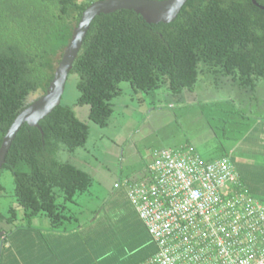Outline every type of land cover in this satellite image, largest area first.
Segmentation results:
<instances>
[{
	"label": "trees",
	"instance_id": "16d2710c",
	"mask_svg": "<svg viewBox=\"0 0 264 264\" xmlns=\"http://www.w3.org/2000/svg\"><path fill=\"white\" fill-rule=\"evenodd\" d=\"M92 1L0 0V144L16 115L28 105L27 96L36 90L45 93L72 28ZM255 1L264 8V0ZM200 65L232 78L240 87L253 88L264 78V9L251 0H186L169 23L148 24L124 9L94 17L70 70L78 75L75 104L86 105L88 119L104 127L121 81L135 92L148 94L166 84L179 94L196 84L204 70ZM38 125L40 130L21 125L0 171H11L13 195L25 217L43 214L53 228H59L73 217L67 204L89 188L91 177L52 154L84 147L89 126L61 102ZM58 193L60 203H56ZM18 229L4 231L0 240ZM94 238L90 241L94 262L112 257L113 239H105L104 246L95 244ZM149 242L153 250L148 247L131 264H140L156 252L150 236ZM55 255L45 259L53 262ZM30 259L26 256L24 261ZM6 262L11 261L0 264Z\"/></svg>",
	"mask_w": 264,
	"mask_h": 264
},
{
	"label": "rangeland",
	"instance_id": "374dc122",
	"mask_svg": "<svg viewBox=\"0 0 264 264\" xmlns=\"http://www.w3.org/2000/svg\"><path fill=\"white\" fill-rule=\"evenodd\" d=\"M205 70L199 73L191 89L179 94L172 93L166 84L148 94L134 93L128 82L121 81V92L112 100L113 114L104 127L88 119L86 105L75 104L78 75L71 71L67 76L60 102L72 109L76 107V117L88 124L90 132L83 148L74 153L59 149L52 157L71 163L73 154L81 152L87 164L80 168L90 175L91 184L75 202L67 204L68 213L73 217L64 225L101 216V221L90 222L89 227L99 229L93 240L95 244L113 239L109 243L115 251L112 263L131 264L143 256L148 247L154 248L129 198L121 197L118 193L123 189H114L113 183L144 168L151 162L155 148L191 147L202 159L234 151L241 190L264 202V142L246 138L257 119L264 121V78L258 79L253 88H243L230 77ZM41 95V91L36 90L25 101L30 104ZM138 98L142 100L139 102ZM0 184V232L19 228L15 234L7 235L4 242L0 240V262L24 261L27 252L38 250L49 259L54 252L51 237L56 234L55 228L43 214L25 217L23 208L16 204L9 169L0 171ZM61 201L58 193L56 203ZM11 213L14 219L10 218ZM106 224L108 228L102 231L99 227Z\"/></svg>",
	"mask_w": 264,
	"mask_h": 264
},
{
	"label": "built area",
	"instance_id": "2783aa9c",
	"mask_svg": "<svg viewBox=\"0 0 264 264\" xmlns=\"http://www.w3.org/2000/svg\"><path fill=\"white\" fill-rule=\"evenodd\" d=\"M228 157L155 148L147 177L124 180L156 246L140 264H264V202L241 190Z\"/></svg>",
	"mask_w": 264,
	"mask_h": 264
},
{
	"label": "water",
	"instance_id": "95a60500",
	"mask_svg": "<svg viewBox=\"0 0 264 264\" xmlns=\"http://www.w3.org/2000/svg\"><path fill=\"white\" fill-rule=\"evenodd\" d=\"M251 1L254 5L264 9L255 0ZM185 2L186 0H94L85 7L78 22L72 28L71 36L55 66L53 77L45 93L25 106L16 115L5 133L0 144V169L5 162L9 146L21 125L26 123L40 130L39 120L60 104L67 76L94 17L124 9L139 14L148 24L169 23L174 20ZM0 235L2 236L3 232H0Z\"/></svg>",
	"mask_w": 264,
	"mask_h": 264
},
{
	"label": "crops",
	"instance_id": "0c3cea01",
	"mask_svg": "<svg viewBox=\"0 0 264 264\" xmlns=\"http://www.w3.org/2000/svg\"><path fill=\"white\" fill-rule=\"evenodd\" d=\"M134 93H137V92L134 91ZM138 99H139L138 100L139 102L142 100V98H138ZM199 105H203V103H199ZM112 106H113V103H112ZM75 109L76 107L73 109L74 114H75ZM87 113H88V108H87ZM247 132H248V135L246 136V138H248L249 140H252L258 143L264 142V121L263 119L262 120L257 119L253 123L251 129H249ZM233 154H234V151H230L228 153H225L222 156L210 157L204 160L209 161V160H215L221 157H228L231 160V162L232 161L235 162L233 160ZM72 157L74 158V161L73 162L71 161L72 165L78 168L80 167L84 168V166H86L85 164H87V161L85 159V156L81 152H78L76 156H74L73 154ZM149 163H147L144 168H141L140 170L138 169L135 172H132L131 176L128 175V177H125L123 181L124 180H130V181L141 180L143 178H146L147 177V167ZM115 183H122V181L118 180V182H114L113 188H114ZM114 189H123L122 190L123 192L121 191L118 194H120L121 197H126L125 188L122 185ZM133 211L136 216L137 214H136L135 209ZM100 217L101 216L97 215V217L94 216V219H91L92 218L91 217V218L86 219V221H80L81 223L79 222L75 224L67 223L66 225L62 227L55 228L54 232H56V234H54L51 237V239L52 241H54V252L53 253L56 254L55 257L57 256L56 258L59 259V261H57L55 257H54L55 259L53 262L47 261V259H45L47 255L45 253L42 255L38 250L36 253L27 252L24 258L26 256L31 257L29 261L22 260V261H19V263L11 261V262H6L4 264H33V263L34 264H120V263H112L110 261L112 258L111 255H105L104 256L105 258L103 257L102 260L94 262V256H93V252H94L93 246L94 245L93 243H90V241L93 238V236L98 232L99 229L97 230L96 228H93V226L91 225H93L96 220L101 221L102 218ZM90 222H93V224L90 225L91 227H89ZM104 226L105 225H101L99 228L103 230ZM80 246H83V247L79 249ZM48 256H51V255H48Z\"/></svg>",
	"mask_w": 264,
	"mask_h": 264
}]
</instances>
